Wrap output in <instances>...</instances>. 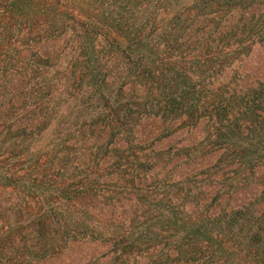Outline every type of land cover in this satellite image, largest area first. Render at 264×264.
<instances>
[{"label": "trees", "instance_id": "obj_1", "mask_svg": "<svg viewBox=\"0 0 264 264\" xmlns=\"http://www.w3.org/2000/svg\"><path fill=\"white\" fill-rule=\"evenodd\" d=\"M0 264H264V0H0Z\"/></svg>", "mask_w": 264, "mask_h": 264}, {"label": "rangeland", "instance_id": "obj_2", "mask_svg": "<svg viewBox=\"0 0 264 264\" xmlns=\"http://www.w3.org/2000/svg\"><path fill=\"white\" fill-rule=\"evenodd\" d=\"M181 135H182V134H181ZM181 135H180L179 137H181ZM179 137H178V138H179ZM176 139H177V138H176ZM176 139H175V140H176ZM74 251H76V250H74Z\"/></svg>", "mask_w": 264, "mask_h": 264}]
</instances>
